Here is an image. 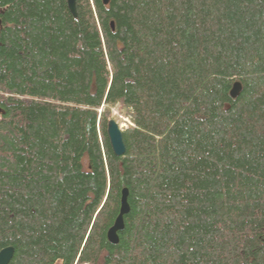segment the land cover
<instances>
[{"label": "trees", "instance_id": "obj_1", "mask_svg": "<svg viewBox=\"0 0 264 264\" xmlns=\"http://www.w3.org/2000/svg\"><path fill=\"white\" fill-rule=\"evenodd\" d=\"M76 9L0 0L8 264H264V0Z\"/></svg>", "mask_w": 264, "mask_h": 264}, {"label": "water", "instance_id": "obj_2", "mask_svg": "<svg viewBox=\"0 0 264 264\" xmlns=\"http://www.w3.org/2000/svg\"><path fill=\"white\" fill-rule=\"evenodd\" d=\"M104 4H107L109 0H103ZM67 5L73 16H77L76 0H67ZM241 84L235 82L231 88V96L236 97L240 93ZM122 128L115 119H110L107 124V136L109 143L115 155L121 156L126 151V146L123 140ZM128 190L123 189L121 195V204L119 213L107 231V238L111 243H117L119 241L118 232L124 228V215L129 211V204L127 201ZM14 253L12 246L4 247L0 250V264H8Z\"/></svg>", "mask_w": 264, "mask_h": 264}, {"label": "rangeland", "instance_id": "obj_3", "mask_svg": "<svg viewBox=\"0 0 264 264\" xmlns=\"http://www.w3.org/2000/svg\"><path fill=\"white\" fill-rule=\"evenodd\" d=\"M113 113L115 114V116L117 117V122L118 124L120 125V127L122 129H124L126 127V125L128 124V118H123L121 115H120V112L114 108L113 109Z\"/></svg>", "mask_w": 264, "mask_h": 264}, {"label": "bare ground", "instance_id": "obj_4", "mask_svg": "<svg viewBox=\"0 0 264 264\" xmlns=\"http://www.w3.org/2000/svg\"><path fill=\"white\" fill-rule=\"evenodd\" d=\"M113 24V23H112ZM231 94V93H230ZM121 204V203H120Z\"/></svg>", "mask_w": 264, "mask_h": 264}]
</instances>
